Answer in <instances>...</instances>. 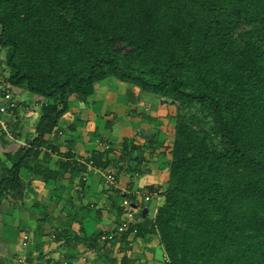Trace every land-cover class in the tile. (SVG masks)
Returning a JSON list of instances; mask_svg holds the SVG:
<instances>
[{
  "label": "trees",
  "instance_id": "1",
  "mask_svg": "<svg viewBox=\"0 0 264 264\" xmlns=\"http://www.w3.org/2000/svg\"><path fill=\"white\" fill-rule=\"evenodd\" d=\"M3 53L8 84L42 116L0 203L70 102L115 79L174 112L165 202L136 237L158 236L170 264H264V0H0ZM101 235L54 237L101 251Z\"/></svg>",
  "mask_w": 264,
  "mask_h": 264
},
{
  "label": "crops",
  "instance_id": "2",
  "mask_svg": "<svg viewBox=\"0 0 264 264\" xmlns=\"http://www.w3.org/2000/svg\"><path fill=\"white\" fill-rule=\"evenodd\" d=\"M4 58L3 53L0 75L8 76L1 66ZM17 91L26 100L27 112L19 116L14 135L0 136V183L10 174L11 157L19 159V152L36 139L42 116V101ZM131 94L137 96L127 98ZM144 95L109 79L88 99L70 102L57 134L46 136L38 158H31L21 171V188L7 191L0 203V264H121L124 256H130L131 264H166L156 235L132 234L126 247L120 239L114 245L99 242L105 245L101 251L81 242L58 243L54 237L62 232L66 238L92 240L114 230L123 218L124 199L134 203L140 225L144 217L153 220L164 204L174 112L170 104ZM117 96L128 102L123 110L129 109L111 118L100 105ZM106 172L116 176V187L106 185Z\"/></svg>",
  "mask_w": 264,
  "mask_h": 264
},
{
  "label": "built area",
  "instance_id": "3",
  "mask_svg": "<svg viewBox=\"0 0 264 264\" xmlns=\"http://www.w3.org/2000/svg\"><path fill=\"white\" fill-rule=\"evenodd\" d=\"M25 102L23 94L8 84L7 76L0 75V136L9 137L17 132L19 116L27 112ZM90 165H93V163L91 162ZM104 178L106 185L117 186L118 182L114 174L106 172ZM146 201H149V198H146ZM133 204L131 200H123V218L114 230L101 235L100 240L103 244H112L130 232L133 235L138 233L139 216ZM165 262L170 264L167 255H165ZM58 264L69 263L65 261Z\"/></svg>",
  "mask_w": 264,
  "mask_h": 264
},
{
  "label": "rangeland",
  "instance_id": "4",
  "mask_svg": "<svg viewBox=\"0 0 264 264\" xmlns=\"http://www.w3.org/2000/svg\"><path fill=\"white\" fill-rule=\"evenodd\" d=\"M125 86H127V87H130L131 89H133L134 91L135 90H139L140 91V93L142 92V94H145L144 96H146L147 98H151V97H156L155 95H152V94H150V93H146V92H143L140 88H138V87H136V86H131V85H128V84H125ZM101 94V93H100ZM99 94V95H100ZM99 95L98 96H96L97 98H99ZM131 95H133V96H127V98H129L130 99V97H135V96H137V95H134V94H131ZM145 97V98H146ZM135 99H138V98H135ZM135 101H137V100H135ZM127 104H128V102L125 100V99H122L121 97H119V96H117L116 97V99H115V101L114 102H112V99H110V98H107L106 99V102L105 103H103L102 105H100L101 107H100V110L102 111V110H108V111H110L111 112V118H114L117 114H119V113H124L125 111H127L128 109H129V107L126 109V110H123V109H125L126 107H127ZM155 203H151V204H149V209L152 211L153 210V208H155Z\"/></svg>",
  "mask_w": 264,
  "mask_h": 264
},
{
  "label": "water",
  "instance_id": "5",
  "mask_svg": "<svg viewBox=\"0 0 264 264\" xmlns=\"http://www.w3.org/2000/svg\"><path fill=\"white\" fill-rule=\"evenodd\" d=\"M135 207V206H134ZM145 213V212H144Z\"/></svg>",
  "mask_w": 264,
  "mask_h": 264
}]
</instances>
